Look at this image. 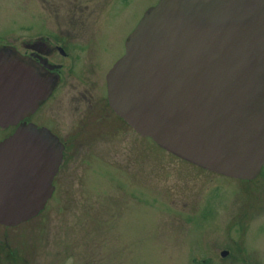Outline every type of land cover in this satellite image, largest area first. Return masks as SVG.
Listing matches in <instances>:
<instances>
[{
	"label": "water",
	"instance_id": "1",
	"mask_svg": "<svg viewBox=\"0 0 264 264\" xmlns=\"http://www.w3.org/2000/svg\"><path fill=\"white\" fill-rule=\"evenodd\" d=\"M125 43L107 75L116 113L189 162L255 179L264 165V0H160ZM21 67L16 49L0 51L5 128L37 106L39 76ZM62 149L53 132L33 124L0 141V224L45 209Z\"/></svg>",
	"mask_w": 264,
	"mask_h": 264
},
{
	"label": "rangeland",
	"instance_id": "2",
	"mask_svg": "<svg viewBox=\"0 0 264 264\" xmlns=\"http://www.w3.org/2000/svg\"><path fill=\"white\" fill-rule=\"evenodd\" d=\"M159 1L0 0V41L70 25L97 34L101 71ZM7 132L0 129V138ZM131 133L125 145L119 137L101 146L107 161L126 168L99 160L75 170L67 194L75 206L55 205L24 221L35 264L48 263L29 240L35 243L39 223L56 231L57 264H264V169L256 181H240L179 159L149 137L143 154Z\"/></svg>",
	"mask_w": 264,
	"mask_h": 264
},
{
	"label": "flooded vegetation",
	"instance_id": "3",
	"mask_svg": "<svg viewBox=\"0 0 264 264\" xmlns=\"http://www.w3.org/2000/svg\"><path fill=\"white\" fill-rule=\"evenodd\" d=\"M80 26L85 28L83 24ZM73 28L60 23V26L48 27L46 32L35 34L32 38L24 39L14 36V38L0 41V51L9 48L16 49L19 53L22 62L20 69L28 71L29 67L39 76L35 88L37 106L32 108L28 104L26 115L17 122V125L7 128L0 126L1 130H8L7 135L0 138V141L12 135L19 126L33 124L38 128H46L53 132L59 143L63 145L62 160L52 182L54 190L46 204L47 209L55 205L75 206L77 202H72L67 196L68 188L72 184L69 177H72L75 170L82 168L81 171L84 172V170L94 167L95 164L100 166L99 160L104 167L115 168L116 165H119L126 168L122 164H116L115 161H107L101 155L105 153L101 148L105 142L114 144L121 137L125 145L129 139V132H132L131 134L140 145L138 150L141 151L144 149L143 145L146 139L116 113L108 98L107 74L122 58L125 48L108 69L100 71V67L97 66L99 61L97 34L82 35L80 29ZM27 61L28 67L27 65L23 67ZM263 169L256 179L262 174ZM143 170L146 169L143 167L137 172H143ZM256 179L238 180L253 182ZM78 184L82 186V179L78 180ZM37 217L39 218V216ZM24 223L11 226L0 224V264L37 263L38 254L32 259L27 253V242L25 241L27 235L22 232V229L25 228H20ZM39 224L36 227L39 235L36 236L37 238L35 237V243L33 244L30 238L29 240L32 245L38 247L39 253L42 251L40 262L44 263L46 260L51 264L50 260H52V264H57L59 250L56 244L58 242L56 231L53 228L51 231L48 225Z\"/></svg>",
	"mask_w": 264,
	"mask_h": 264
}]
</instances>
